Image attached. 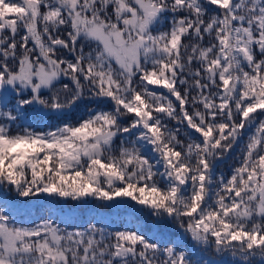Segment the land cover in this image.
<instances>
[{"label":"snow or ice","instance_id":"snow-or-ice-1","mask_svg":"<svg viewBox=\"0 0 264 264\" xmlns=\"http://www.w3.org/2000/svg\"><path fill=\"white\" fill-rule=\"evenodd\" d=\"M4 188L0 264H264V0H0Z\"/></svg>","mask_w":264,"mask_h":264},{"label":"trees","instance_id":"trees-1","mask_svg":"<svg viewBox=\"0 0 264 264\" xmlns=\"http://www.w3.org/2000/svg\"><path fill=\"white\" fill-rule=\"evenodd\" d=\"M94 107V105H93ZM54 123V121H52ZM48 123V121H46ZM247 133H245V137ZM244 144V140H241L240 143L234 148L233 152L224 160L221 161L217 168V174L224 173L230 174L231 167L236 163V157L242 151ZM0 198H6L9 201L19 200L21 198L15 195L14 191H10L6 188L0 189ZM21 207V211L16 213L17 222L23 223L25 225H30L34 220L38 219V215L35 211L32 214L28 215L25 214L23 206ZM31 207H35L34 205ZM97 212L104 214V219L102 224L106 225L111 230H124L127 228H133L135 226L136 221L133 220L129 223L130 214L125 212H112L107 213L105 209L99 208L96 209ZM46 218V214H45ZM140 223H144V220L141 219ZM171 239L177 240V242L181 245V247H185L186 250L195 258H200L203 256L206 260H219L221 257L220 255L216 254L213 250L209 249L207 251H201L199 248L193 246V242L190 239H185L183 234L180 231L174 230L170 236ZM179 238V239H178Z\"/></svg>","mask_w":264,"mask_h":264}]
</instances>
